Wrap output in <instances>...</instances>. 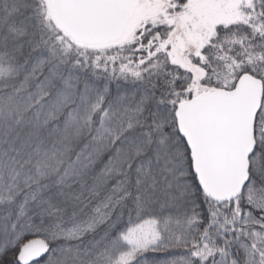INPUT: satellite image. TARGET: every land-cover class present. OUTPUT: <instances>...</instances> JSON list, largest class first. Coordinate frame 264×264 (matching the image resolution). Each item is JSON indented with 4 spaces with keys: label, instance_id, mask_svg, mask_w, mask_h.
<instances>
[{
    "label": "snow or ice",
    "instance_id": "1",
    "mask_svg": "<svg viewBox=\"0 0 264 264\" xmlns=\"http://www.w3.org/2000/svg\"><path fill=\"white\" fill-rule=\"evenodd\" d=\"M0 264H264V0H0Z\"/></svg>",
    "mask_w": 264,
    "mask_h": 264
}]
</instances>
